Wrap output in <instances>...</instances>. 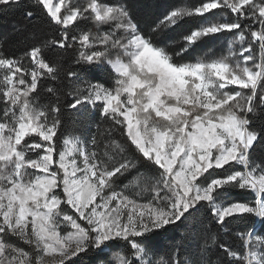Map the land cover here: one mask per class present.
Segmentation results:
<instances>
[{
	"label": "snow or ice",
	"instance_id": "snow-or-ice-1",
	"mask_svg": "<svg viewBox=\"0 0 264 264\" xmlns=\"http://www.w3.org/2000/svg\"><path fill=\"white\" fill-rule=\"evenodd\" d=\"M144 7L0 0V13L22 10L13 33L27 42L15 56L0 39V264H78L90 253L109 256L99 264H264V0H176L150 20ZM192 18L204 22L176 40ZM221 35L231 37L222 51L187 59ZM53 49L74 53V67L51 61ZM62 76L70 91L44 89ZM89 112L111 126L101 139L66 137L65 114ZM201 211L209 223L190 252L181 258L184 236L158 245ZM246 217L262 227H227Z\"/></svg>",
	"mask_w": 264,
	"mask_h": 264
},
{
	"label": "trees",
	"instance_id": "trees-1",
	"mask_svg": "<svg viewBox=\"0 0 264 264\" xmlns=\"http://www.w3.org/2000/svg\"><path fill=\"white\" fill-rule=\"evenodd\" d=\"M24 2H27V0H24ZM81 3L84 2V0H80ZM138 3L142 5H146V7L141 9L142 17L145 20H150L154 17V15L158 14L160 11L163 10V6H166L167 4L174 3L176 0H137ZM187 4H193L197 3L198 0H184ZM159 5V7H157ZM204 21L198 19V18H192L187 20L186 22L182 23L181 26L177 29L174 38L176 40H179L180 36L185 34L187 31H189L191 28L196 27L198 24L203 23ZM26 23L22 16V10L20 8H9L3 13H0V39L4 38L5 36L8 37L7 40V52L8 54H12L15 56H20L22 54V50L27 46V42L24 41L22 36H18L15 33H13V26L14 25H22ZM82 30H88L91 29L93 32H96L97 29L94 25L91 23H88L87 25H81ZM106 30L105 28H102L101 31ZM230 36H219L216 39H208L205 40L203 43L200 44L199 47L195 48L194 50H191L189 53V56L187 59L194 60L197 57L204 56L206 53H208L209 49H211L213 52L218 53L220 49H222L224 43L230 39ZM74 53L68 52V53H61L59 49H53L48 52V58L53 61H59L63 68L65 70L73 68L74 65L72 63ZM95 77L99 80L103 81H110L111 77L108 72L99 71L96 72ZM91 79L92 77H88ZM49 86L61 88L63 92L67 93L70 91L74 85L70 84L67 79H63L61 82H53L50 80H45L43 82L44 89H47ZM51 99L50 96H48L44 91L41 92L40 96V102L41 103H48ZM71 96H64L65 102L71 101ZM2 107V105H0ZM65 120V136L66 137H80L81 139H87L90 140L92 136H97V139H101L100 133H106V130H108L111 126L101 120L97 114L94 113H87V114H74V113H66L64 116ZM118 135V134H117ZM63 139V137L61 138ZM121 140L123 142V138L121 137ZM257 158L264 157V148L257 149ZM146 171L148 175H152V172L150 170H142ZM124 183L127 182V179L123 181ZM233 198L235 199H250L251 194L246 192H235L233 194ZM206 213L201 211L197 214H195L192 221L189 222L188 226H182L179 229H173L169 233L165 234L164 236L160 237L157 241L158 245L162 248H167L168 246L172 245L173 243H177L180 241V238L182 236L185 237L184 243H185V249H181V258L183 257L186 252H190L192 247H194L196 243V236L200 233L201 227L203 224L209 223L206 219ZM258 220L254 217H246L242 219H236L232 221L227 227L230 229L231 232L236 231H244L247 228L252 227L255 225L256 229H260L262 226L261 224L258 225ZM215 231V229H214ZM187 234V235H185ZM223 235L222 233L220 234ZM10 242L18 244L21 247H24L25 250H28V246L25 245L22 241L18 240L15 237H9ZM231 243L233 247L239 248V242L231 239ZM109 256L101 255L100 257H96L94 254H89L88 256H83L78 264H99L100 260L108 259Z\"/></svg>",
	"mask_w": 264,
	"mask_h": 264
},
{
	"label": "rangeland",
	"instance_id": "rangeland-1",
	"mask_svg": "<svg viewBox=\"0 0 264 264\" xmlns=\"http://www.w3.org/2000/svg\"><path fill=\"white\" fill-rule=\"evenodd\" d=\"M54 2H55V0H54ZM225 45H226V42L224 43L222 49H220V50L218 51V53H219L220 51L223 50V48H224ZM146 174H147V173H146ZM147 175H148V174H147ZM125 180H126V179H125ZM131 180H132V176H128V177H127V182H126V183H128V182L131 181Z\"/></svg>",
	"mask_w": 264,
	"mask_h": 264
}]
</instances>
